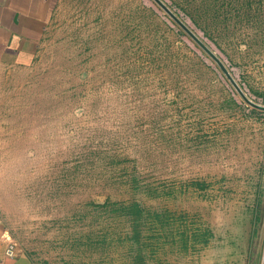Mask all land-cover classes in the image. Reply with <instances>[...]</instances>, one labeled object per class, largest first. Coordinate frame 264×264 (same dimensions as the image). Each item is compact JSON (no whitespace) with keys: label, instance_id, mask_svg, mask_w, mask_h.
Instances as JSON below:
<instances>
[{"label":"rangeland","instance_id":"1","mask_svg":"<svg viewBox=\"0 0 264 264\" xmlns=\"http://www.w3.org/2000/svg\"><path fill=\"white\" fill-rule=\"evenodd\" d=\"M160 1L264 106V0ZM43 23L0 58L5 241L30 264H262L264 110L154 0H46Z\"/></svg>","mask_w":264,"mask_h":264},{"label":"crops","instance_id":"2","mask_svg":"<svg viewBox=\"0 0 264 264\" xmlns=\"http://www.w3.org/2000/svg\"><path fill=\"white\" fill-rule=\"evenodd\" d=\"M45 9L46 0H0V58L24 54L19 44L39 35L44 27ZM6 244L0 227V264H30L19 253L6 256Z\"/></svg>","mask_w":264,"mask_h":264},{"label":"water","instance_id":"3","mask_svg":"<svg viewBox=\"0 0 264 264\" xmlns=\"http://www.w3.org/2000/svg\"><path fill=\"white\" fill-rule=\"evenodd\" d=\"M156 4H158L168 15L171 19H173L184 31L187 35H189L195 43L205 52L207 55L215 61V63L218 65L219 69L222 71V73L225 75V77L229 80V82L232 84V86L235 88V90L241 95V97L246 100L250 105L253 107H256L258 109L264 110V106L256 105L251 103L249 100H247L242 92L239 90L235 82L232 80V78L229 76L227 70L224 68L222 63L219 61V59L212 53L160 0H154ZM264 264V259L263 263Z\"/></svg>","mask_w":264,"mask_h":264},{"label":"built area","instance_id":"4","mask_svg":"<svg viewBox=\"0 0 264 264\" xmlns=\"http://www.w3.org/2000/svg\"><path fill=\"white\" fill-rule=\"evenodd\" d=\"M3 252H4V254L6 256H9V257L13 256L16 253L13 245L12 244H8V243L6 244Z\"/></svg>","mask_w":264,"mask_h":264}]
</instances>
